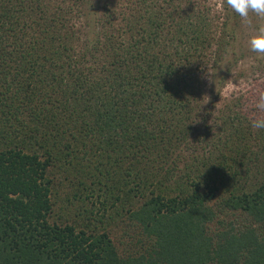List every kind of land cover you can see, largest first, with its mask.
Instances as JSON below:
<instances>
[{"label":"trees","instance_id":"16d2710c","mask_svg":"<svg viewBox=\"0 0 264 264\" xmlns=\"http://www.w3.org/2000/svg\"><path fill=\"white\" fill-rule=\"evenodd\" d=\"M225 9L0 0V264H264L255 98L212 110L243 28Z\"/></svg>","mask_w":264,"mask_h":264},{"label":"rangeland","instance_id":"374dc122","mask_svg":"<svg viewBox=\"0 0 264 264\" xmlns=\"http://www.w3.org/2000/svg\"><path fill=\"white\" fill-rule=\"evenodd\" d=\"M207 3L212 6L213 13L220 15V21H222L224 14L226 13L224 0H206ZM251 23H248L243 19L242 31H239V37L235 41H231L234 47L230 48V51L226 52L225 58L222 62L221 74L225 77V84L221 90V96L218 100V104L213 107V111L216 112L218 109L223 108L227 103L245 97V95L251 96L252 99H256L259 95L260 89L264 85V57L258 56L252 52L248 46L249 37L253 34L254 28L258 24H264V19L257 18L254 14L250 13ZM229 69V70H228ZM210 97L207 98L206 107L211 108V102L209 103ZM72 163L76 165V161L72 160ZM58 167V163L56 165ZM54 168V167H52ZM57 168H54V171ZM54 178V177H53ZM63 179L54 178L53 182L57 194L53 197L58 205L64 202V198L68 196L67 193L74 197L75 193L69 190V181L65 180V185L62 183ZM71 186V184H70ZM76 187V186H75ZM74 188V187H73ZM55 192V191H54ZM73 200L74 198L71 197ZM218 209V207H216ZM60 208L57 207L52 215V220L57 219L56 213L60 212ZM242 217V214H227L222 212L215 218L213 227L218 229L223 228L221 221L224 219H235ZM118 231V235H121V231Z\"/></svg>","mask_w":264,"mask_h":264},{"label":"clouds","instance_id":"9594fccd","mask_svg":"<svg viewBox=\"0 0 264 264\" xmlns=\"http://www.w3.org/2000/svg\"><path fill=\"white\" fill-rule=\"evenodd\" d=\"M227 8L231 9L242 19L251 23L250 13L264 19V0H224ZM249 49L258 56L264 57V24H258L248 40ZM255 111L250 117V124L255 129L264 130V91L254 101Z\"/></svg>","mask_w":264,"mask_h":264}]
</instances>
